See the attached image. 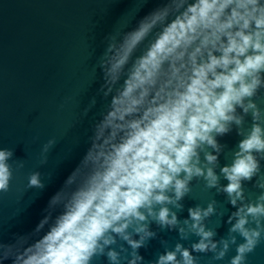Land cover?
<instances>
[{
	"label": "clouds",
	"instance_id": "clouds-1",
	"mask_svg": "<svg viewBox=\"0 0 264 264\" xmlns=\"http://www.w3.org/2000/svg\"><path fill=\"white\" fill-rule=\"evenodd\" d=\"M107 39L98 89L109 98L107 108L34 225L0 238V264H93L101 256L107 264H201L195 253H211L212 264L232 245L227 264H248L264 240V107L257 102L264 89V0H155L134 27ZM233 126L241 139L230 163L220 165L224 145L217 137ZM54 144H43L42 163ZM13 157V148L0 147V192L10 188ZM254 176L260 191L250 199L244 181ZM193 178L226 193L235 207L227 236L216 239L208 226L213 214L223 215L214 199L178 218ZM27 186L45 187L39 171ZM153 222L177 230L181 241L198 239L188 247L165 244L146 260L139 249L157 235Z\"/></svg>",
	"mask_w": 264,
	"mask_h": 264
},
{
	"label": "water",
	"instance_id": "water-1",
	"mask_svg": "<svg viewBox=\"0 0 264 264\" xmlns=\"http://www.w3.org/2000/svg\"><path fill=\"white\" fill-rule=\"evenodd\" d=\"M154 4L155 0H147L142 7L139 0H0V147L14 149L11 185L8 191L0 192V238L8 239L11 233L28 231L34 225L48 197L83 153L93 123L108 105L109 98L98 91L107 36L134 27ZM92 97L96 102L89 107ZM257 102L264 107V89ZM251 123L248 114L245 127ZM51 138L55 144L42 163V146ZM217 139L224 145L220 165L230 163L241 139L235 126ZM16 160L24 161L23 168H16ZM33 171L41 173L44 188L27 186ZM256 179L244 181L250 199L260 191L255 187ZM220 183L227 180L221 177ZM190 184L192 191L181 200L183 207L175 209L178 218L183 221L189 207L206 206L214 199L223 215L213 214L208 226L215 228L216 239L227 236L230 225L226 221L235 207L226 193L206 189L202 178H193ZM150 227L157 235L139 249L146 260L155 259L165 244L174 247L180 241L188 247L198 239L193 235L181 241L175 229H161L155 222ZM240 240L237 236V243ZM235 247L212 264H227ZM195 254L201 257V264H210L211 253ZM248 256V264H264V240ZM93 264L107 261L95 257Z\"/></svg>",
	"mask_w": 264,
	"mask_h": 264
}]
</instances>
